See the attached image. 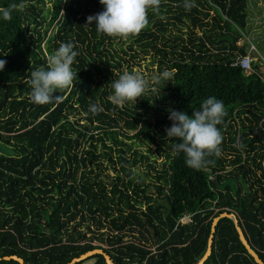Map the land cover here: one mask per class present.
<instances>
[{"label": "trees", "instance_id": "obj_1", "mask_svg": "<svg viewBox=\"0 0 264 264\" xmlns=\"http://www.w3.org/2000/svg\"><path fill=\"white\" fill-rule=\"evenodd\" d=\"M184 3L159 0L147 26L127 37L134 57L155 55L160 79L120 107L109 100L124 72L117 37L86 26L103 11L99 0H0V11L23 6L0 18V141L16 151L0 153V264H21L4 259L12 255L67 264L99 248L115 264H197L224 212L237 213L264 261V56L256 48L251 72L234 65L252 55L240 43L249 0ZM68 42L79 52L73 85L33 103L31 71ZM213 96L226 108L220 155L190 168L167 138L170 110L191 115ZM92 104L102 110L92 114ZM91 258L107 264L103 254L76 264ZM204 264L258 263L224 217Z\"/></svg>", "mask_w": 264, "mask_h": 264}, {"label": "clouds", "instance_id": "obj_2", "mask_svg": "<svg viewBox=\"0 0 264 264\" xmlns=\"http://www.w3.org/2000/svg\"><path fill=\"white\" fill-rule=\"evenodd\" d=\"M103 11L87 17V25H95L97 33L111 37L126 38L138 34L147 24V10L157 8L159 0H99ZM194 0H185L184 7L190 9ZM12 6L0 11V18L10 19L12 10H22ZM79 55L77 46L72 43H61L59 48L48 57L47 67H40L30 73V99L33 103L42 105L59 99L55 95L73 85L78 73L73 71L72 65ZM6 61L0 59V71H3ZM170 75L165 71L163 77ZM160 78L153 80L159 82ZM113 95L109 97L115 105L123 107L126 103L140 99L149 91V81L139 73L124 71L118 79L112 82ZM166 87V86H165ZM155 91V89H151ZM102 109L98 104L90 105L89 111L96 114ZM226 116L223 101L216 97L204 99L199 110L191 115L184 111L170 110L171 127L166 129L167 138L176 140L172 151L183 153L186 166L194 169L204 167L208 156L220 155V145L223 135L218 127Z\"/></svg>", "mask_w": 264, "mask_h": 264}, {"label": "rangeland", "instance_id": "obj_3", "mask_svg": "<svg viewBox=\"0 0 264 264\" xmlns=\"http://www.w3.org/2000/svg\"><path fill=\"white\" fill-rule=\"evenodd\" d=\"M49 3L50 6H52V2ZM126 39L127 37H117V44L115 45V49L123 58L121 70L136 72L146 80L154 81L153 78L159 73L157 58L154 54H152V52L146 53L140 51L138 52L137 57H134L135 52L130 48L131 41L133 40ZM244 42H247L248 50L252 53L250 56L253 59L255 56H259V52L264 56V0H249V24L244 31V38L240 41V43L243 44ZM122 47L125 49L126 53H123ZM142 147L144 149L143 145ZM162 160L163 156L159 157L158 163H161ZM142 167L145 169L146 166L143 164ZM185 220L186 218H183L182 221ZM83 264H101V262L97 261L96 258H91L86 260Z\"/></svg>", "mask_w": 264, "mask_h": 264}, {"label": "water", "instance_id": "obj_4", "mask_svg": "<svg viewBox=\"0 0 264 264\" xmlns=\"http://www.w3.org/2000/svg\"><path fill=\"white\" fill-rule=\"evenodd\" d=\"M0 153H3V154L8 155V156H13L16 154V151L13 148H11L10 146H8L5 143L0 141ZM224 217L231 218L235 222L236 228L239 232L240 239H241L242 243L244 244V246L246 247L249 254L252 257H254L255 261L258 264H264V261L262 260V258L258 254V252L253 248V246L251 245V243L247 239L246 233H245L243 227L241 226V220H240L239 216L237 215V213H235V212H231V213L230 212H224L214 219L213 225H212V233H211L210 238H209L207 251H206L205 255L199 260V262L197 264H204L206 262V260L209 258V256L212 254L216 228H217L219 220L221 218H224ZM96 254H103L106 258L107 264H115L114 261L112 260L111 256L108 253H106L105 250L102 248L88 251V252L82 254L81 256L74 258L71 262H69L67 264H76L77 262H80V261H82V260H84L90 256L96 255ZM1 259L2 258L0 257V260ZM4 259H6V260L14 259V260L19 261L21 264H26L24 259L17 256V255L6 256V257H4Z\"/></svg>", "mask_w": 264, "mask_h": 264}, {"label": "built area", "instance_id": "obj_5", "mask_svg": "<svg viewBox=\"0 0 264 264\" xmlns=\"http://www.w3.org/2000/svg\"><path fill=\"white\" fill-rule=\"evenodd\" d=\"M252 62H253V58L250 56V54L243 56L240 58V60H238L237 62L234 63V65H238L240 64L246 71L251 72L252 70ZM264 65H262V70L264 71ZM0 134H4V132L2 130H0ZM184 218H186V222H191L192 221V217H190V215H186L184 216ZM183 220V218H182ZM185 221H182L184 223H186Z\"/></svg>", "mask_w": 264, "mask_h": 264}]
</instances>
